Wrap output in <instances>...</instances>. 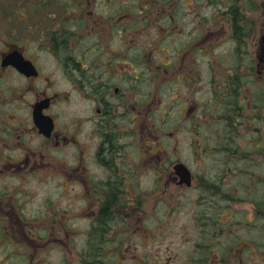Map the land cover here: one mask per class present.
Returning a JSON list of instances; mask_svg holds the SVG:
<instances>
[{"label": "flooded vegetation", "instance_id": "flooded-vegetation-1", "mask_svg": "<svg viewBox=\"0 0 264 264\" xmlns=\"http://www.w3.org/2000/svg\"><path fill=\"white\" fill-rule=\"evenodd\" d=\"M137 1L0 0V224L5 220L8 226L0 229V235L8 243L9 236L4 233L12 226L41 225L25 229V237L37 242L42 239L37 245L43 247L44 252H66L64 248L69 252H89L90 259L85 260L84 256L83 263L98 264L96 252L116 250L112 245L115 226L128 235L129 226L142 224L145 218V197L139 191L130 196V176L138 177L140 172L148 170L157 172L160 180L164 171L166 186L184 188L178 184L174 171V166L182 162L168 159V152L162 149L161 132L145 128L150 116L145 84L154 86L151 96L156 111L163 105L159 97L161 88L174 82L180 81L186 94L189 91L193 96V84L201 81L199 70H193L194 58L225 41V25H230L234 48L225 56V66L217 63V59L213 61L218 69L209 71L208 85L214 97L201 105L185 97L186 120L194 130L221 125L222 143L232 135L239 137L238 130L250 125V135L254 136L236 147L239 150L243 146L245 152L235 149L231 157L250 159L248 154L251 157L255 154L250 161L256 166L264 157V120L258 121L256 114L264 110V99L258 95H264L260 56L264 25L258 41L255 36L254 51L248 55L245 53L248 38L244 42L235 39L233 12L231 14L227 8L224 12L217 10L218 21L212 24L209 16L200 17L194 29L200 24L201 31L191 34L180 28L186 15L178 11L180 0H149L146 6ZM253 10L251 7L249 11L256 13V9ZM252 28L253 25L248 24V35ZM146 29L156 32V53L161 47L174 52L167 64L161 63L156 54L146 57L144 44L139 41ZM219 59L224 62L223 58ZM50 63L54 64L52 71ZM207 63L212 65V61ZM169 64L170 72L166 68ZM57 73L66 84L58 92L51 91V75ZM174 90L178 94L177 89ZM72 93L78 100L74 112L68 116L69 111L63 110L57 115L54 112L57 100L68 106ZM214 104L220 112L216 116V108L210 111ZM243 111L247 114L243 115ZM44 118L52 119L51 130L37 123ZM257 125H263V129ZM177 126L178 123L174 125L176 130ZM153 127L161 131L160 124ZM129 134L132 135L130 140ZM168 135L173 137V133ZM194 137L200 156L214 151L208 139L200 140L196 131ZM50 175L62 179L63 189L73 185L74 201L47 200L41 217H37L38 224L31 218L24 222L22 212L17 213V208H24V202L18 195L5 199L4 194L12 190L5 181L16 182L18 178L22 181L24 177L33 176L49 178ZM194 179L192 174V182ZM262 181L264 175L250 172L251 192L259 185L264 187ZM253 204L256 214L261 213ZM81 222L87 226L83 232L74 227V223ZM261 227L263 232V225ZM221 234L220 239H224L223 228ZM82 236L85 244L77 248ZM11 241L10 251L22 246L23 250L31 248L33 251L29 242L19 243L16 235ZM257 247L253 242L252 252H264V244L260 243L259 250ZM101 264H105V260Z\"/></svg>", "mask_w": 264, "mask_h": 264}, {"label": "rangeland", "instance_id": "rangeland-1", "mask_svg": "<svg viewBox=\"0 0 264 264\" xmlns=\"http://www.w3.org/2000/svg\"><path fill=\"white\" fill-rule=\"evenodd\" d=\"M218 1L180 0L177 5L178 11L186 14L180 28L185 33L190 31L191 34L193 31H201L199 30L200 24L195 29L194 25L198 23L200 17L205 15L209 16L211 24L217 22V10H226L232 3L231 0ZM148 2L149 0L137 1L138 4L142 3L145 6ZM250 3L258 10L257 13L246 12L247 23L249 26L253 25L245 45V53L248 55L254 51V42L256 38L258 41L264 25V0H250ZM247 7L249 8V6ZM155 34L156 32L146 29L142 32L143 37L141 36L139 41L144 44L146 57L156 54L155 57L161 59V63L167 64L168 57L173 56L174 52L171 51L172 49L161 47L156 53L155 43L158 38ZM231 34L230 25H225L223 35L224 38L226 36L225 41L211 47L209 52L202 51L200 55L195 56L196 67L193 66V70H199L201 81L193 84L195 87L193 96L189 91L186 94L185 89L180 87V81L174 82L161 88L159 97L162 99L163 105L156 111L155 100L151 96L154 86L146 82L145 92L149 103L147 114H150L146 119V130L155 129L158 134L161 132L162 149L168 152V159L172 162L180 160L191 170L195 179L192 188L180 190L172 184L165 185L167 177L164 176L166 174L164 171H162L163 175L160 180H158L157 172L153 173L148 170L140 172L138 177L130 176L128 185L130 196L139 191L145 197V218L142 224L129 226L128 235H124L125 230L115 226L112 245L116 250L113 253L103 252L100 259L105 260V264H221L219 263L221 254L229 264H264V252L259 250L260 243L264 244V230L261 231V225L264 227V220L261 219L264 217V187L259 185L252 192V187H248L250 184L248 172H257L258 176L264 175V157L260 158L257 166L249 161L255 158V154L252 157L248 154L249 160H234L230 154L232 152L224 151L221 147L223 144L219 138L222 134L221 125L201 126L194 130V127L186 120L183 106L185 97L194 100L197 105L213 99L214 94L211 86L208 85L211 77L209 71L213 68L218 69L217 64L213 62L216 59L217 63L226 65L227 58L225 56L234 48ZM179 42L180 40L178 44ZM172 44L175 45L174 42ZM219 58H223L224 62ZM209 61H212V65L207 63ZM170 64L166 65L169 72L170 69L172 70ZM48 66L50 71L54 69V64L50 63ZM217 77L220 79L219 75ZM60 78L59 73L55 76L51 75L53 85L51 91L58 92L63 87L65 88L66 84ZM174 88L177 89L178 94L175 93ZM258 95L259 98L264 99L263 94ZM70 100L68 106L61 103L60 99L57 100L54 112L58 115L61 114V111L67 110L69 116L78 105L74 93L70 95ZM215 108V104L211 105L210 111ZM216 109L214 115H219V109ZM242 114H247V111H243ZM256 114L258 121L260 118L264 120V110L256 112ZM58 121H61V116ZM176 123H178L177 130L174 127ZM159 124L161 131L153 127V125L157 127ZM257 126L263 129V125ZM195 131L199 133L200 140L208 139L209 147L214 149L213 152H209L208 156L207 154L200 156L197 153L199 149L195 143ZM251 131L250 125L238 130L241 145L246 144L249 138L254 136L250 135ZM130 132L132 133V131ZM168 133H173V137H170ZM131 137L132 135L129 136V140ZM215 148H221V150ZM236 151L245 152L243 146ZM223 153L228 154L224 156ZM167 168H170V164ZM53 176L50 175L49 178L44 176L24 177L21 179L22 181L18 178L17 183L13 179L5 181L8 183L1 182V185L5 183L12 187V190L4 194L5 199L8 196L18 195V199L24 202L23 209L17 208L18 214L20 211L22 212L21 217L24 222L31 218L33 223L38 224L37 217H41L47 200L57 203L74 201L72 198L73 185H68L63 189L62 179L59 176H56L57 178ZM217 183L222 188H219V192L216 189V193L204 191L213 190L214 188H210V186H215ZM220 196H225L226 199H222ZM253 202L256 206L260 205V210L257 211H261V213L256 214ZM21 217L19 216V218ZM83 223H74V227L80 228L83 232L87 227ZM69 226L75 229L72 224ZM34 227L38 228L41 225H14L11 230L7 229L4 234L9 236V243L0 235V264H29L31 260L33 264H69V262L70 264H79V258L82 259L80 260L81 264H85L83 263L84 256L85 260L90 259L89 252H80V254L79 252H69L66 248H64L66 252L55 250L44 252L46 250L43 251V247L37 245L38 242H42V239H38L37 242L25 237V229L31 230ZM2 228H8L5 220L0 224V229ZM222 228L225 232L224 239H220ZM14 235L19 243L29 242L33 251L29 247V249L23 250L24 246L17 251H10L12 249L11 239L14 238ZM253 242L258 244L259 252L257 253L251 250ZM83 244H85V239L82 236L78 239L77 248L82 247ZM47 247L48 245L45 249Z\"/></svg>", "mask_w": 264, "mask_h": 264}, {"label": "trees", "instance_id": "trees-1", "mask_svg": "<svg viewBox=\"0 0 264 264\" xmlns=\"http://www.w3.org/2000/svg\"><path fill=\"white\" fill-rule=\"evenodd\" d=\"M232 3L229 7H227V9H229L231 11V14L233 12V32L235 35V39L237 41H241L244 42L247 38H249L248 36V20L246 18V10H251L252 7V11H254L253 9L258 10L254 5H251L250 0H231ZM249 6V8L247 7ZM254 7V8H253ZM234 130V129H233ZM232 130V132H233ZM230 141L229 145L231 147L229 148H224L222 147V149L224 151H231V152H235V149L237 147L238 142L234 141L233 138L228 139ZM233 140V141H231ZM218 150H221V148H215ZM243 159H240V161H245V160H249L247 158L242 157ZM250 161V160H249ZM248 175H250V172H248ZM220 183V182H218ZM215 184L214 186V190L216 189L217 191L219 190V188H221L219 185ZM222 189V188H221ZM224 189V188H223ZM213 190V191H214ZM214 191L213 193H216L217 191ZM219 192V191H218ZM219 197V195H218ZM222 199H226L225 196H220ZM258 205V204H257ZM257 209L260 210V205L257 206ZM97 253V261L99 264H101L102 260L100 259L101 256L103 255V252H96ZM90 255V254H89ZM219 263L221 264H229V262L226 261L225 257L221 254V258Z\"/></svg>", "mask_w": 264, "mask_h": 264}, {"label": "water", "instance_id": "water-1", "mask_svg": "<svg viewBox=\"0 0 264 264\" xmlns=\"http://www.w3.org/2000/svg\"><path fill=\"white\" fill-rule=\"evenodd\" d=\"M263 42H264V38H263ZM37 122L40 124V126H44L46 128L52 127L51 121L48 119H45V118L40 119V120H37ZM174 170L177 176L180 178L179 184H185L186 186L191 185V174L185 165L181 163L176 164L174 166Z\"/></svg>", "mask_w": 264, "mask_h": 264}, {"label": "bare ground", "instance_id": "bare-ground-1", "mask_svg": "<svg viewBox=\"0 0 264 264\" xmlns=\"http://www.w3.org/2000/svg\"><path fill=\"white\" fill-rule=\"evenodd\" d=\"M232 138H233V140L234 141H238L239 139H240V137H234V135H232ZM230 139V138H229ZM233 140H231V141H233ZM229 143H230V141L229 140H226L223 144H226V145H222V147H224L225 146V148H229V147H231L230 145H229Z\"/></svg>", "mask_w": 264, "mask_h": 264}]
</instances>
